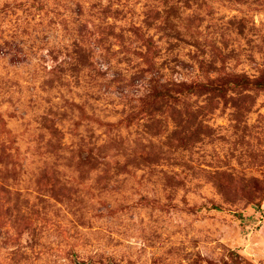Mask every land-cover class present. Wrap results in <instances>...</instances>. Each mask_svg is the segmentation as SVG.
<instances>
[{
    "label": "rangeland",
    "instance_id": "rangeland-1",
    "mask_svg": "<svg viewBox=\"0 0 264 264\" xmlns=\"http://www.w3.org/2000/svg\"><path fill=\"white\" fill-rule=\"evenodd\" d=\"M0 264H264V0H0Z\"/></svg>",
    "mask_w": 264,
    "mask_h": 264
}]
</instances>
